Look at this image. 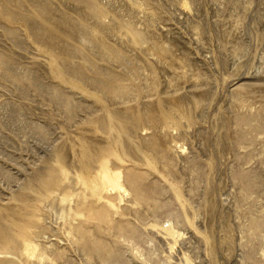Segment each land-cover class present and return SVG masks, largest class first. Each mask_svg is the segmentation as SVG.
Here are the masks:
<instances>
[{
	"label": "rangeland",
	"instance_id": "obj_1",
	"mask_svg": "<svg viewBox=\"0 0 264 264\" xmlns=\"http://www.w3.org/2000/svg\"><path fill=\"white\" fill-rule=\"evenodd\" d=\"M0 264H264V0H0Z\"/></svg>",
	"mask_w": 264,
	"mask_h": 264
},
{
	"label": "bare ground",
	"instance_id": "obj_2",
	"mask_svg": "<svg viewBox=\"0 0 264 264\" xmlns=\"http://www.w3.org/2000/svg\"><path fill=\"white\" fill-rule=\"evenodd\" d=\"M106 178L109 179L110 184H112V186H114L115 189H120L121 191L124 190V188L122 187V185H118V184L116 183V180H115L114 178H112V177L109 176V175H106ZM100 189H102V187H101ZM124 191H125V190H124ZM126 194H127V193H126ZM172 230L175 231L174 228H172Z\"/></svg>",
	"mask_w": 264,
	"mask_h": 264
}]
</instances>
